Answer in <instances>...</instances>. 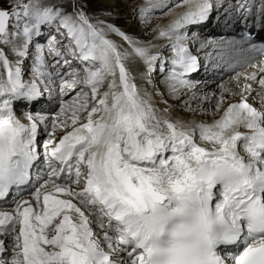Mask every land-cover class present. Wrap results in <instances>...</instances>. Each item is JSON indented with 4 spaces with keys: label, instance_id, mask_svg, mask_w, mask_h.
I'll return each mask as SVG.
<instances>
[{
    "label": "snow or ice",
    "instance_id": "1",
    "mask_svg": "<svg viewBox=\"0 0 264 264\" xmlns=\"http://www.w3.org/2000/svg\"><path fill=\"white\" fill-rule=\"evenodd\" d=\"M170 3L146 0L139 10L183 9L154 29L173 53L162 65L171 95L195 88L185 77L208 63L256 68L239 93L221 85L219 99L204 96L211 116L222 112L211 123L158 115L126 61L139 57L151 69L164 57L112 24L93 23L79 0H0V44L17 56H29L42 25L55 24L63 38L51 37L47 53L36 44L30 80L0 48V199L15 204L0 212V264H264V43H252L251 34L264 32V0ZM214 13L225 27L243 23L241 38L188 35ZM256 55L260 63L250 64ZM53 88L75 95L59 99L54 114L49 107L18 117L13 102L39 103ZM244 93H255L261 106ZM41 126L47 139L39 138ZM20 191L28 198L17 201Z\"/></svg>",
    "mask_w": 264,
    "mask_h": 264
},
{
    "label": "rangeland",
    "instance_id": "2",
    "mask_svg": "<svg viewBox=\"0 0 264 264\" xmlns=\"http://www.w3.org/2000/svg\"><path fill=\"white\" fill-rule=\"evenodd\" d=\"M234 1L235 0H233L232 2ZM54 2L58 3L59 0H54ZM79 2L81 5H84V10L86 14L89 17H91V19H93L96 22L98 20H102L105 22V24L114 25L115 27L119 28L122 32H124L127 36H129L135 42L136 46L146 47L149 49V51L153 50V46L150 47L149 42L152 40V38H154L156 34V31H154V29H156L157 26L161 22L165 21L170 16V15H164L165 13L168 12V8L160 9L158 11L154 9L145 14H142L139 8L141 5L146 3V0H79ZM178 2L179 0L172 2L170 4L171 6L169 5V7H172L174 3H178ZM174 11H176L175 8H173L172 12ZM46 26L47 25L41 26V33L43 31H45L46 33V35H44L42 39H41V36L33 37V42L29 46L30 54L27 57H19L11 51V46L0 44V48L4 49L9 60L11 58L9 55L14 56L10 60L13 62V64H15L17 60L21 61L19 66L21 67L22 78L25 80H30L32 78V74L34 71V65L36 62L35 61L36 44L45 45V52H47V43H48V40L51 39V37L55 36L58 40H63V38L58 33L57 26L55 24L52 27H49L47 30H45ZM107 38L113 40L116 44L131 47L127 41H125L122 37H120L114 32H108ZM63 42L66 43L67 41H63ZM160 48H161L160 50L161 56L165 57L164 61L159 60V62L152 65L151 69L149 68L147 69L148 71L147 75H149V79H150L149 82L151 85L150 91H153V93L156 94L155 97L160 95L161 99L162 100L164 99L163 101H165L166 103H170L173 106L172 110L177 112L176 114L178 116L182 118H185V117L193 118L197 122L209 121L213 117L211 116V113L214 111V107L210 101H206L204 99V96L208 94L211 99V94L215 93L216 94L215 99H219L223 91L220 87L221 86L220 84L222 83L224 79L220 80L219 82L205 89V91L200 90L196 95L193 96L194 97L193 100L188 99L182 102L181 101L178 102L176 98L166 100L165 99L166 95L161 92L163 88H167V85L165 84V77L167 76V69L162 68V65L168 64V59H167L168 50L164 47H160ZM47 59H49V57ZM77 63L78 62H75V64L73 65L76 68H79L80 65ZM63 70L70 71V69H67V68ZM194 80L197 81L198 79H194ZM223 86L225 89L230 88V84H224ZM52 93L53 95L51 96L50 93L45 92L44 96L42 98H39L41 99L40 100L41 104H37L36 106H34L36 102H32L31 104H28V102H25L29 106H22L21 104H19L20 102H17L16 107L22 106L23 108L20 111H18L19 118L21 117L24 119V115H23L24 112H27V111L34 112L42 108L48 109L49 107L53 109V114H54L56 111H59V107H58L59 99H71L72 96L75 95V93L72 92V93H69L67 96L60 97L58 95L57 88H53ZM226 96L228 99L229 96L227 93H226ZM150 97H148L147 100H149ZM255 103H256L255 106H257L258 102H255ZM152 105L155 106V103ZM202 105L205 107V108L203 107L204 111L193 112V110L201 109ZM49 131H51V128H49ZM40 139L41 140L47 139V136L43 133L41 134ZM41 165L43 167V164ZM73 187L75 188V185H73ZM25 193L26 194H22V196L15 197V199L18 201L24 196L29 195L28 191H26ZM61 198H65V197H61ZM9 207L11 208L15 207L13 200L10 201ZM93 228L94 230H97L94 222H93Z\"/></svg>",
    "mask_w": 264,
    "mask_h": 264
},
{
    "label": "bare ground",
    "instance_id": "3",
    "mask_svg": "<svg viewBox=\"0 0 264 264\" xmlns=\"http://www.w3.org/2000/svg\"><path fill=\"white\" fill-rule=\"evenodd\" d=\"M175 1L176 0H171V3L175 2ZM232 1L233 0H231V2ZM227 2H228V0H226V3ZM156 10L158 11L160 9H156ZM182 10L183 9H176V11L172 12L170 14V16L165 21H163V22H161L159 24V26H161V27L165 26L169 22V20L175 15L176 12L182 11ZM219 14L221 16L224 15L223 8H221L219 10ZM158 16H159V14H158ZM212 17L214 18V17H216V15H212ZM221 21H223V20H218V22H221ZM211 24H212V22H210L209 25L204 26V27H202V24L201 25H195V26H189L188 35L191 36L192 33L195 32V33H197L199 35L200 39H216V40H219L222 37L226 38V36L222 35L223 33L220 30H218V28H219L218 24H216L215 26H212ZM206 27H207L209 32L206 31ZM225 30H230V27H225ZM227 38H229V36ZM167 44H168V41H167L166 38H159V39L157 38V31H156V34H155L154 38H152V40L149 42L150 47L153 46V50L149 51L150 54H152V55H160L161 56V52H160L161 48L160 47H164V48H166L168 50V52H167L168 58L167 59H168V63H169V59L173 55V53H172L170 48L165 47V45H167ZM117 45H118V47H119V49L121 51H131V47H129V46L119 45V44H117ZM189 47H190V49H194V48H197L198 45H194L191 42H189ZM209 50H211V49H209ZM9 56L11 58L14 57L13 55H9ZM11 58H10V60H11ZM51 59L52 58L49 57L48 60H51ZM69 59H70V57H69ZM164 59H165V57H164ZM164 59L162 61H164ZM200 59H201L202 62L204 61L203 52L200 53ZM52 62H54V61H52ZM75 62L76 61H73V64H75ZM157 62H159V60L155 61L152 65H154ZM249 63L252 64V65H258L260 63V60L253 59V60H250ZM126 65L129 67L131 75L135 78V81H136V83H137V85H138V87L140 89L141 96L144 99H146V100H147L148 97L152 96L147 101L151 105L155 103V106H153V107L156 109L158 115H160L162 117L166 116L167 118L172 119V120H181V121H185V122L195 121L196 123H200L201 122V121L197 122L193 118H187V117L182 118V117L178 116L176 114L177 112L172 110L173 106L170 103H165V101H163L164 99L162 100L160 95L155 97L156 94H154L153 91H150L151 90V88H150L151 85H150V82H149L150 79H149V75H147L148 66L146 64H144V62H143V60L141 58L134 57V56L130 57V59L128 61H126ZM199 69L197 70V72L189 73L185 77L186 79H188L190 81L191 84H194L196 86L195 88L188 87V88L183 89L182 92L179 94V98H177L176 96L171 95L169 93L168 88H163L161 93L166 95L165 99L167 100V99L176 98V100H178V102L179 101L182 102V101H185V100H188V99L193 100V98H194L193 96L196 95L200 90H204L205 91V89L209 88L210 86L214 85L215 83L219 82L222 79H224V80L222 81V83L220 85L230 84V88L229 89L232 92L239 93L243 89V85L246 82L245 79H244V76L252 73L253 71H256V68L249 67L248 64H244L243 66H238L234 70L225 71L223 68H221V69H213L211 64L208 63L206 67L205 66H201ZM237 73H241V78L239 80V86H237V81L235 79ZM194 79H198V80L196 81ZM253 88L258 91V87H257V85L255 83H253ZM50 94H51V96L53 95L52 92ZM253 94L249 95L248 93H244V95L248 96V101L250 103H253L254 106H255V104H256L255 102H258L257 103L258 105L256 107H260L261 105H260L259 98L256 97L255 93H253ZM228 96H229V98L227 100L230 101V102H237L239 100V95L232 96V95L228 94ZM40 100L41 99H39V103H35L34 106H36L37 104H41ZM16 103L17 102H13V105L15 107L14 111H16V113H17V115L19 117L18 111L23 109L22 106H25V105L29 106V105L27 103L23 102V103H19V104L22 105L21 107H16ZM203 107L204 106L202 105L201 108H203ZM165 108L168 109L167 113L163 112V109H165ZM220 115H222V112H218L215 115V117H212L209 121H202V122L211 123L214 119H218ZM21 119H22V121L24 120L23 118H21ZM42 127L43 126H41V129H40V132H39V138H40L41 134H43ZM44 168H45L44 165H43V167H42V165L39 166L40 174L43 173ZM76 190H79V189H76ZM14 196H15V193H14ZM27 198H28V196H24L20 200L27 199ZM11 200H13V197H7L2 203H0V211L1 212L12 211L13 210V208L9 207V203H10ZM74 202H76V201L74 200ZM105 223H107V221H105ZM0 239H6V238L4 236H0ZM6 242H7V240H6Z\"/></svg>",
    "mask_w": 264,
    "mask_h": 264
}]
</instances>
